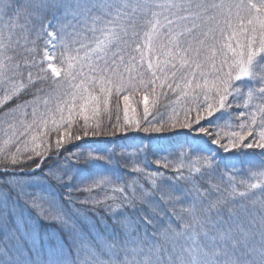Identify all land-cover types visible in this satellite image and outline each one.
Listing matches in <instances>:
<instances>
[{
	"label": "snow or ice",
	"instance_id": "snow-or-ice-1",
	"mask_svg": "<svg viewBox=\"0 0 264 264\" xmlns=\"http://www.w3.org/2000/svg\"><path fill=\"white\" fill-rule=\"evenodd\" d=\"M0 264H264V0H0Z\"/></svg>",
	"mask_w": 264,
	"mask_h": 264
},
{
	"label": "trees",
	"instance_id": "trees-1",
	"mask_svg": "<svg viewBox=\"0 0 264 264\" xmlns=\"http://www.w3.org/2000/svg\"><path fill=\"white\" fill-rule=\"evenodd\" d=\"M121 110H122V104H121ZM138 111H142V105L140 106V108L138 109ZM101 139H104V138H101ZM254 151H260L259 149H254Z\"/></svg>",
	"mask_w": 264,
	"mask_h": 264
},
{
	"label": "rangeland",
	"instance_id": "rangeland-1",
	"mask_svg": "<svg viewBox=\"0 0 264 264\" xmlns=\"http://www.w3.org/2000/svg\"><path fill=\"white\" fill-rule=\"evenodd\" d=\"M53 63H55V61H53Z\"/></svg>",
	"mask_w": 264,
	"mask_h": 264
}]
</instances>
